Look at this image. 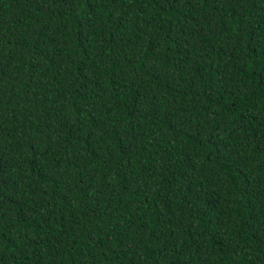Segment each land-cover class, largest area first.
<instances>
[{"label": "trees", "instance_id": "16d2710c", "mask_svg": "<svg viewBox=\"0 0 264 264\" xmlns=\"http://www.w3.org/2000/svg\"><path fill=\"white\" fill-rule=\"evenodd\" d=\"M0 264H264V0H0Z\"/></svg>", "mask_w": 264, "mask_h": 264}]
</instances>
